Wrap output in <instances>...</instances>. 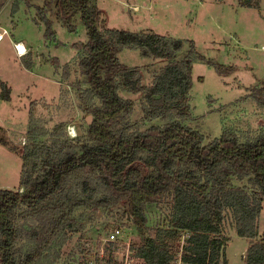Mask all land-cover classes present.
Returning a JSON list of instances; mask_svg holds the SVG:
<instances>
[{
    "label": "trees",
    "instance_id": "trees-1",
    "mask_svg": "<svg viewBox=\"0 0 264 264\" xmlns=\"http://www.w3.org/2000/svg\"><path fill=\"white\" fill-rule=\"evenodd\" d=\"M21 1L33 5V0ZM253 1L242 3L251 7ZM4 5L0 2V11ZM51 11L70 32L77 30L78 15L83 22L89 39L75 44V61L89 102L98 105L88 109L92 123L86 140L69 138L66 125L59 124L45 142L24 145L19 190L0 189V264H41L56 241L76 229L79 210L97 213L121 205L142 232L136 253L141 264H171L179 255L184 264H222L229 242L223 233L227 212L237 234L251 240L245 264H264V232L258 228L264 207V135L243 142L230 130L205 144V135L185 123L193 117L192 70L200 59L193 41L154 31L101 29L104 12L92 0H47L37 9L36 22L46 24L49 36L54 35ZM187 44L189 50L180 56ZM125 49L167 64L145 85L139 67L120 61ZM208 63L225 73L222 65ZM120 90L143 96L145 120L166 122L134 130L128 121L134 104ZM255 91V101L264 108V83ZM0 100H12L11 88L2 81ZM0 143L18 151L8 140L0 138ZM235 180L248 181L253 191L235 186ZM168 198V224L145 236L146 206ZM105 259L115 263L113 253Z\"/></svg>",
    "mask_w": 264,
    "mask_h": 264
},
{
    "label": "rangeland",
    "instance_id": "rangeland-1",
    "mask_svg": "<svg viewBox=\"0 0 264 264\" xmlns=\"http://www.w3.org/2000/svg\"><path fill=\"white\" fill-rule=\"evenodd\" d=\"M46 1L33 0L29 6L21 0H0L5 4L0 11V32L7 31L0 43V82H6L12 94L11 101L0 100V138L10 141L18 150L15 152L0 143V189L3 190L20 188L26 142H45L59 124L66 125L69 138L86 140L88 117L92 118L88 109L98 105L97 100L89 102L85 77L75 61L78 56L75 44L89 39L85 26L78 15L74 22L77 30L70 32L51 11L48 16L54 35L49 36L46 24L36 22L37 9ZM92 1L104 12L106 21L100 24L101 29L154 31L168 38L193 41L200 59L195 60L192 70L193 117L185 123L205 135V144L230 130L237 132L243 142L264 135V108L253 97L264 83V0H254L251 7L244 6L242 0ZM18 43L27 48L23 56L17 54ZM189 48L187 44L180 56ZM24 60L31 62L30 69ZM210 60L222 65L225 73L209 64ZM120 61L132 69L139 67L145 85H150L167 64L144 58L137 49L123 50ZM229 66L232 69H225ZM120 93L134 104L128 118L134 130H146L166 122L144 119L141 94L122 90ZM234 185L253 191L248 181L235 180ZM171 212L169 198L149 203L145 236L167 225ZM76 218V229L56 241L41 264H85L88 260L106 264L95 256V250L101 246L106 248L105 256L114 254V264L142 263L136 253L143 235L124 205L97 213L79 210ZM259 218V234H262L264 207ZM115 227L125 231V238L120 245H108L104 241L105 232ZM223 233L229 242L222 264L224 261L245 264L251 240L237 234L230 212L225 214ZM171 264H178L177 260Z\"/></svg>",
    "mask_w": 264,
    "mask_h": 264
},
{
    "label": "built area",
    "instance_id": "built-area-1",
    "mask_svg": "<svg viewBox=\"0 0 264 264\" xmlns=\"http://www.w3.org/2000/svg\"><path fill=\"white\" fill-rule=\"evenodd\" d=\"M6 34H7L6 29H4V31L2 33H0V43L3 41V38L5 37ZM20 45H22V44L21 43L16 44V51H17L18 56H23L22 51L20 49ZM24 48L26 51L27 48L25 46H24ZM105 234H106V237H105L104 241H106V243L108 245H120L122 243L123 239L125 238V231L119 227H115V228L105 232ZM105 255H106V248L104 246H101L95 250V256L97 259H101L103 261L106 260ZM177 263L178 264H184L182 261L181 255H179ZM85 264H96V262L88 260ZM127 264H129V263H127Z\"/></svg>",
    "mask_w": 264,
    "mask_h": 264
},
{
    "label": "bare ground",
    "instance_id": "bare-ground-1",
    "mask_svg": "<svg viewBox=\"0 0 264 264\" xmlns=\"http://www.w3.org/2000/svg\"><path fill=\"white\" fill-rule=\"evenodd\" d=\"M20 49L22 51V55H24L25 53H27V50L25 51L24 45H20Z\"/></svg>",
    "mask_w": 264,
    "mask_h": 264
},
{
    "label": "water",
    "instance_id": "water-1",
    "mask_svg": "<svg viewBox=\"0 0 264 264\" xmlns=\"http://www.w3.org/2000/svg\"><path fill=\"white\" fill-rule=\"evenodd\" d=\"M88 121L91 124L92 123V118L91 117H88Z\"/></svg>",
    "mask_w": 264,
    "mask_h": 264
},
{
    "label": "crops",
    "instance_id": "crops-1",
    "mask_svg": "<svg viewBox=\"0 0 264 264\" xmlns=\"http://www.w3.org/2000/svg\"><path fill=\"white\" fill-rule=\"evenodd\" d=\"M2 10V9H1ZM0 33H2V32H0ZM23 45V44H22ZM4 82V81H3ZM6 83V82H5Z\"/></svg>",
    "mask_w": 264,
    "mask_h": 264
}]
</instances>
